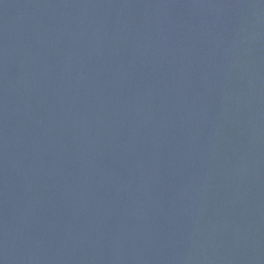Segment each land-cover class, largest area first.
I'll return each instance as SVG.
<instances>
[{
    "label": "water",
    "instance_id": "water-1",
    "mask_svg": "<svg viewBox=\"0 0 264 264\" xmlns=\"http://www.w3.org/2000/svg\"><path fill=\"white\" fill-rule=\"evenodd\" d=\"M0 264H264V0H0Z\"/></svg>",
    "mask_w": 264,
    "mask_h": 264
}]
</instances>
